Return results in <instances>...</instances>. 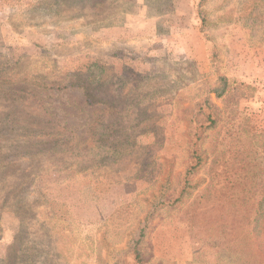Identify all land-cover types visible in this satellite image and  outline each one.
Segmentation results:
<instances>
[{
  "label": "rangeland",
  "instance_id": "374dc122",
  "mask_svg": "<svg viewBox=\"0 0 264 264\" xmlns=\"http://www.w3.org/2000/svg\"><path fill=\"white\" fill-rule=\"evenodd\" d=\"M0 264H264V0H0Z\"/></svg>",
  "mask_w": 264,
  "mask_h": 264
},
{
  "label": "trees",
  "instance_id": "16d2710c",
  "mask_svg": "<svg viewBox=\"0 0 264 264\" xmlns=\"http://www.w3.org/2000/svg\"><path fill=\"white\" fill-rule=\"evenodd\" d=\"M90 3H91V2H90ZM97 3H98V2H94V3H92L93 5L90 6V7L93 8L94 6H96ZM142 64H143L142 62L139 63V65H142ZM78 76H79V75H77L76 77H78ZM74 86H76V85H75V84H71V88H73ZM77 87L79 88L80 86L77 85ZM93 91H94V90H92V92H90V88L88 87V89H86L85 94H86V97H87V99L89 100V102L95 103L96 101H95V97H94V95H93ZM228 91H229V88H228V84H226V83L223 84V85H221L220 88H216V89L213 90V92H215L219 98H220V97H223L224 95H226ZM199 161H200V159H199ZM195 168H196V166L192 167V168L188 171L187 175H188V176H189V175H192V174L194 173V169H195Z\"/></svg>",
  "mask_w": 264,
  "mask_h": 264
},
{
  "label": "crops",
  "instance_id": "0c3cea01",
  "mask_svg": "<svg viewBox=\"0 0 264 264\" xmlns=\"http://www.w3.org/2000/svg\"><path fill=\"white\" fill-rule=\"evenodd\" d=\"M184 52H185V54H188V55H190L191 53L186 49V50H184Z\"/></svg>",
  "mask_w": 264,
  "mask_h": 264
}]
</instances>
